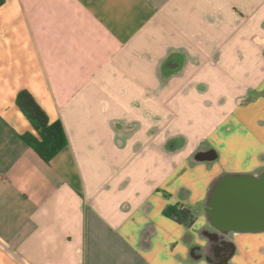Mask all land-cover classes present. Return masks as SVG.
Returning <instances> with one entry per match:
<instances>
[{"label": "crops", "instance_id": "1", "mask_svg": "<svg viewBox=\"0 0 264 264\" xmlns=\"http://www.w3.org/2000/svg\"><path fill=\"white\" fill-rule=\"evenodd\" d=\"M21 90L65 131L49 163ZM262 171L264 0H0V264H212V185ZM228 239L215 264H264Z\"/></svg>", "mask_w": 264, "mask_h": 264}, {"label": "water", "instance_id": "2", "mask_svg": "<svg viewBox=\"0 0 264 264\" xmlns=\"http://www.w3.org/2000/svg\"><path fill=\"white\" fill-rule=\"evenodd\" d=\"M215 156L213 150L196 154L199 160ZM205 214L222 233L264 229V171L259 176L223 173L210 189Z\"/></svg>", "mask_w": 264, "mask_h": 264}, {"label": "trees", "instance_id": "3", "mask_svg": "<svg viewBox=\"0 0 264 264\" xmlns=\"http://www.w3.org/2000/svg\"><path fill=\"white\" fill-rule=\"evenodd\" d=\"M16 104L33 130V132L22 134L21 139L44 162L49 163L67 145V137L61 123L50 122L46 112L27 90L18 92ZM163 213L187 227H190L195 221L191 211L178 203L167 205Z\"/></svg>", "mask_w": 264, "mask_h": 264}, {"label": "flooded vegetation", "instance_id": "4", "mask_svg": "<svg viewBox=\"0 0 264 264\" xmlns=\"http://www.w3.org/2000/svg\"><path fill=\"white\" fill-rule=\"evenodd\" d=\"M259 176V174L257 175ZM212 230V231H211ZM264 229H255L246 233H261ZM205 233L207 236V244L205 250L202 251V257L208 260L210 263L215 264L220 261H227L228 258L235 252L234 244L228 239L229 235L233 233L241 232H229L222 233L217 231L215 228L206 229Z\"/></svg>", "mask_w": 264, "mask_h": 264}]
</instances>
